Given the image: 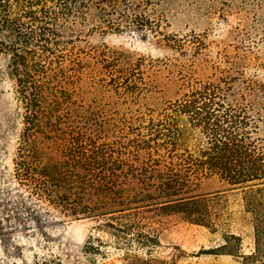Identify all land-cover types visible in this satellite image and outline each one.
Segmentation results:
<instances>
[{
  "label": "rangeland",
  "instance_id": "374dc122",
  "mask_svg": "<svg viewBox=\"0 0 264 264\" xmlns=\"http://www.w3.org/2000/svg\"><path fill=\"white\" fill-rule=\"evenodd\" d=\"M129 1L138 6L135 14L143 16L144 30L111 27L95 9L59 28L68 50L65 62L56 66L62 103L56 115L65 133L48 130L52 140L38 138L52 146L81 134L112 144L161 119L171 103L198 85L234 77L259 85L255 92L241 91V82L235 88L259 117L254 139L264 146V0ZM25 117L12 55L0 47V264H126L124 252L114 247H103L102 255L86 251L89 238L100 237L94 220L46 221L44 212L33 211L12 179ZM197 152L192 139L179 148V154ZM126 188L141 186L130 178ZM194 190L216 197L221 225L212 231L177 215L158 216L151 224L160 243L153 257L167 264H264L253 259L254 216L247 209L258 187L232 186L212 175L196 181ZM135 253L145 257V251Z\"/></svg>",
  "mask_w": 264,
  "mask_h": 264
},
{
  "label": "trees",
  "instance_id": "16d2710c",
  "mask_svg": "<svg viewBox=\"0 0 264 264\" xmlns=\"http://www.w3.org/2000/svg\"><path fill=\"white\" fill-rule=\"evenodd\" d=\"M137 7L129 0H0V47L12 55L26 111L12 179L46 221L59 216L94 220L100 237L91 236L86 251L102 255L103 247H114L124 252L126 264H167L153 257L160 243L151 224L158 216L177 215L191 225L219 228L222 215L215 209L216 197L194 194L201 177L218 175L232 186H255L247 209L254 216L253 259L260 261L264 146L254 139L259 117L235 88L241 82V91L255 92L258 84L234 77L200 84L171 103L161 119L132 127L112 144L81 134L52 146L38 138L52 140L48 130L65 133L64 121L56 115L62 107L56 66H62L68 50L59 28L95 9L111 27L144 30ZM188 139L197 143V156L179 154ZM130 178L138 180L139 190L126 188ZM137 251H145V257Z\"/></svg>",
  "mask_w": 264,
  "mask_h": 264
}]
</instances>
